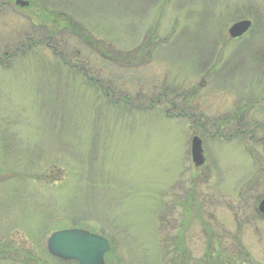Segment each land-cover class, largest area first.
Here are the masks:
<instances>
[{
	"label": "rangeland",
	"instance_id": "374dc122",
	"mask_svg": "<svg viewBox=\"0 0 264 264\" xmlns=\"http://www.w3.org/2000/svg\"><path fill=\"white\" fill-rule=\"evenodd\" d=\"M16 1L0 0V264H77L46 249L71 229L109 243L105 264H194L218 241L264 264V0Z\"/></svg>",
	"mask_w": 264,
	"mask_h": 264
},
{
	"label": "water",
	"instance_id": "95a60500",
	"mask_svg": "<svg viewBox=\"0 0 264 264\" xmlns=\"http://www.w3.org/2000/svg\"><path fill=\"white\" fill-rule=\"evenodd\" d=\"M20 7L27 6L26 2L16 1ZM252 26L249 20L234 23L228 29L232 39L243 36ZM191 158L194 167L199 168L205 163L201 141L198 137L191 139ZM256 211L264 216V198L257 205ZM48 253L63 261H75L78 264H104V256L109 251V243L86 231L71 229L52 233L46 241Z\"/></svg>",
	"mask_w": 264,
	"mask_h": 264
},
{
	"label": "trees",
	"instance_id": "16d2710c",
	"mask_svg": "<svg viewBox=\"0 0 264 264\" xmlns=\"http://www.w3.org/2000/svg\"><path fill=\"white\" fill-rule=\"evenodd\" d=\"M95 49H97L98 52H100V49H99L98 46ZM107 51H109V49L106 48V46H105V50H103V58L104 59H108V57L111 55ZM97 54H99V53H97ZM101 54H102V52H100L99 55H101ZM129 60H131V59L129 58ZM253 210H254V213L257 214L256 213V206H254ZM203 232H204V235H206V237L208 239L207 246L210 247V243H213L212 242L213 233L210 232V228L208 227V225H205V224H203ZM213 244L221 251V253L216 256V255H213L211 253L210 249H209V250H207V253L200 260L195 261L194 264H230L229 262L228 263L226 262L229 259L230 260H235V262L238 263V264L239 263L248 262V257L247 256L244 259L236 260L235 259L236 257L233 256L232 254L228 255L229 257L225 260L223 258V255L225 257L228 253H227L226 249L223 247L222 241L221 242L218 241V242L213 243ZM216 253H218V252H216ZM13 256H14L13 252L8 248L7 245H4L3 243H0V261H3V260L12 261V260H14Z\"/></svg>",
	"mask_w": 264,
	"mask_h": 264
}]
</instances>
